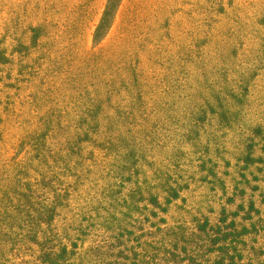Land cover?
Listing matches in <instances>:
<instances>
[{"label": "rangeland", "instance_id": "rangeland-1", "mask_svg": "<svg viewBox=\"0 0 264 264\" xmlns=\"http://www.w3.org/2000/svg\"><path fill=\"white\" fill-rule=\"evenodd\" d=\"M106 2L0 0V264H264V0Z\"/></svg>", "mask_w": 264, "mask_h": 264}, {"label": "trees", "instance_id": "trees-1", "mask_svg": "<svg viewBox=\"0 0 264 264\" xmlns=\"http://www.w3.org/2000/svg\"><path fill=\"white\" fill-rule=\"evenodd\" d=\"M120 0H107L105 4V9L102 14V17L100 19V25H104L107 17L111 14L113 11L114 7L118 5V2ZM40 28L39 27H33L30 29L31 35L28 40V45L23 44L21 41H16L14 47H13V52L16 54H22V55H27L30 52L31 48H36L40 44L39 36H40ZM58 176L61 178V176H66L67 174H72V169L69 168V165L67 166H62ZM58 178V183L61 181ZM46 191L52 192L54 191L51 189V187H45ZM59 191V188L57 189ZM56 191V190H55ZM53 196V199L50 200L47 197H44V200L40 203V209H38L36 217L31 216L32 222H35V225L43 226L44 227V232L47 234L50 231V228H52V224L54 222V217L57 216V208L62 207L63 201L62 197H60V192L58 195ZM61 191V190H60ZM66 193V192H65ZM64 195V193H63ZM48 235V234H47ZM57 244H54L53 246L45 248V250L42 251L41 254V261L44 264H55L57 260L63 259L67 264H72L71 259L74 257L75 251L72 253L70 248L66 244H61L62 242L58 241L56 242ZM84 250V249H82ZM91 249H85L84 254L89 252ZM79 256V254L77 255ZM70 262V263H69ZM63 263V264H66ZM248 264H253V263H248Z\"/></svg>", "mask_w": 264, "mask_h": 264}]
</instances>
